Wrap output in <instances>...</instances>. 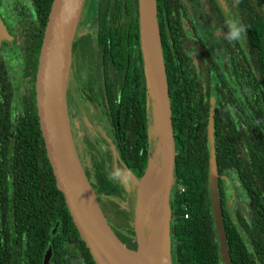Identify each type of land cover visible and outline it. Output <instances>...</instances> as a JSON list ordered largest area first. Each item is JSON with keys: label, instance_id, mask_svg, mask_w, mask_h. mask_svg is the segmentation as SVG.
Wrapping results in <instances>:
<instances>
[{"label": "trees", "instance_id": "16d2710c", "mask_svg": "<svg viewBox=\"0 0 264 264\" xmlns=\"http://www.w3.org/2000/svg\"><path fill=\"white\" fill-rule=\"evenodd\" d=\"M45 1L49 15L53 0ZM175 3L182 6L180 0ZM87 4L85 0L84 8ZM94 10L95 34L84 40L91 56L81 60L75 40L71 60L80 59L86 67L87 62H96L101 70L95 93L87 96L99 103L96 107L105 117L102 131L107 134L103 139L107 146L103 151L98 142L84 141L75 149L103 215L117 237L135 250L136 191L132 180L144 177L158 139L148 125L154 102L147 89L138 41L137 0H97ZM259 10L252 8L244 18V48L249 55H235L229 47L238 92L226 90L224 82L219 93V53L195 42L181 27L171 25V39L165 50L161 47L175 145L169 200L173 264H223L208 188L207 124L212 83L216 87L213 137L219 206L230 264H264V17ZM41 40L42 36L37 56ZM125 40L129 55L134 48L138 53L136 62L130 57L128 65L124 63ZM93 42L96 50L91 49ZM28 45L21 46L24 59ZM126 69V75H121ZM2 86L0 69V89ZM3 97L0 91V264H42L49 246L50 264H96L56 187L34 99H22L18 107L12 95ZM13 109L19 111L16 124ZM12 129L15 141L9 153ZM113 166L132 177L127 176V186L112 174ZM224 183L249 246L228 213Z\"/></svg>", "mask_w": 264, "mask_h": 264}, {"label": "water", "instance_id": "95a60500", "mask_svg": "<svg viewBox=\"0 0 264 264\" xmlns=\"http://www.w3.org/2000/svg\"><path fill=\"white\" fill-rule=\"evenodd\" d=\"M83 1L84 0H53L51 3L36 72V109L39 128L56 187L62 193L65 205L74 226L78 231V235L88 249L94 262L96 264H140L133 257V253H136L139 248L141 238L140 229L136 227V224L139 221L138 212L135 215L134 223L136 249L132 250L117 237L112 227L106 221L105 216L101 212L97 203L95 193L90 187L84 174L75 145L73 144L65 105L66 84L69 71H67V74H65V77H63L60 82L58 81L61 64L60 57L63 50L62 43L71 25L72 27L74 26L75 32ZM148 1L149 0H137L139 41L143 54L148 88L150 93L152 92L153 94L152 99L154 107L158 113L157 147L162 143V177L159 195V222L160 225L166 229L168 240L166 252L169 263L172 264L170 253L171 240L169 234L171 213L169 200L175 171L174 134L166 69L156 19L154 34L153 31L151 35L147 32ZM92 5L95 6V0ZM77 7L79 13L76 15V18L73 19ZM73 38L74 34L67 44V56L70 64L69 69L71 67V46ZM3 39H9V36L0 18V44ZM65 70L66 69H64V71ZM215 99V84L212 83L209 99V119L207 124V141L209 145L208 188L214 227L219 242L220 259L223 264H230V257L226 247V236L221 218L222 213L219 206V175L217 172L213 137ZM17 117L18 114L16 113L15 122H17ZM14 139L15 130L12 131L10 137V151L12 150ZM76 171H78L88 188L91 194L90 200H93L94 205L81 198L75 179ZM221 179L225 182L226 178L221 177ZM224 190L228 213L241 238L246 241L249 246L248 239L232 212L228 196V188L225 183ZM55 231V228L52 229L51 234ZM99 237H101L104 243H106V246L101 243ZM50 256L51 246L47 248L43 256L42 264H50Z\"/></svg>", "mask_w": 264, "mask_h": 264}, {"label": "flooded vegetation", "instance_id": "af4514ba", "mask_svg": "<svg viewBox=\"0 0 264 264\" xmlns=\"http://www.w3.org/2000/svg\"><path fill=\"white\" fill-rule=\"evenodd\" d=\"M174 1L177 2L178 0H153L155 19L162 41V48L165 50L168 45V40L171 39L169 31L170 26L175 25L181 27L195 42H198L209 51L219 53V93L224 89V82L227 83L226 90L238 92V79L236 73L231 71V65L229 64V47L234 49L235 55L244 54L248 56L249 53H246L244 48V39L240 42H229L225 39V35L228 31L226 22L228 20H238L244 25L245 14L251 13L252 8H259L261 15L264 17V0H180L182 6L176 3L173 4ZM45 11V0H0V18L9 36V39H3L0 44V69L1 79L3 80V86L1 87L3 91L1 89L0 91L5 96L3 98L12 95L18 107H21L22 99L31 100V98L34 99L36 107V72L42 40L38 56L36 55V46L41 36L43 39L48 21V15H46ZM92 13L95 15L96 11L93 9ZM84 14L85 11L82 12V15ZM93 14V26L90 33H81L75 35L73 38V41H78L75 48L76 54L80 58L83 57L81 60H84L87 54L91 56L90 49L86 48L84 40L88 35H91L93 38L95 34V17ZM43 23H45V26L42 29ZM126 40L124 46V63L128 65L130 57L133 62H136V54L138 53L134 48L132 49L133 52L131 51V55H129ZM23 43L31 44V46L28 45L25 47V52L28 54V56H25V59L23 58L24 55L21 49ZM91 47V49L96 50L94 42ZM35 56H37L36 64ZM191 56L194 55L191 54ZM81 60L77 58L74 59V61L71 60V69L76 74L81 86L80 91L91 104L95 118H97V125H99L102 130V127L106 125V120L105 117H102L99 113V108H97L99 103L90 100L87 96L92 91L95 93L98 85L94 86V84L97 83L99 77H101V70L98 69L96 62H87L89 66L86 67ZM34 68L35 71H33ZM126 72L127 69L120 74L126 75ZM147 89L149 90L148 84ZM10 91H12V93H10ZM149 95L151 96L150 90ZM3 108L6 107L3 106ZM16 113L18 114L19 111L13 109L12 115L14 124L17 123L15 122ZM70 117L72 118V114H70ZM13 130L14 129L11 130V133ZM11 133L8 142L9 153L12 151L9 150ZM79 144H82L81 141L76 140L74 145L77 146Z\"/></svg>", "mask_w": 264, "mask_h": 264}, {"label": "rangeland", "instance_id": "374dc122", "mask_svg": "<svg viewBox=\"0 0 264 264\" xmlns=\"http://www.w3.org/2000/svg\"><path fill=\"white\" fill-rule=\"evenodd\" d=\"M86 1L88 2L87 6L85 8L83 7L85 0L83 1V4L81 6V13H80L81 17L79 16L78 18L74 37L75 35H78L81 33H86V32L90 33V30L93 26V20H92L93 13L92 12L94 9V5H92V3L94 0H86ZM96 1L97 0H95V3ZM83 11H85L84 15H82ZM159 37H160V34H159ZM160 42L162 44L161 39H160ZM80 88L81 86L78 81V78L70 67L67 84H66L65 105H66L67 117L69 120V126H70V132L72 135L73 144H75L76 140L81 141V143L85 141V142H88L89 144L98 142L100 149L104 151V148L107 145L103 141V139L107 138V134L101 130V127L99 125H97V118H95V114L92 109V106L89 103V101L86 100L85 95L81 93ZM151 96H153L152 92H151ZM70 114H72V118L70 117ZM157 120H158L157 110L155 107L151 108L149 110V122H148L149 130L151 134L153 132L158 131ZM157 144H158V141H157ZM157 144H156V147H157ZM156 147H155L154 152L157 149ZM154 152L151 156V159L154 158V154H155ZM155 165L157 168H155L154 171L155 170L157 171L158 169L162 167V158L159 155L155 156ZM122 171L123 170L121 168L113 166L112 174L117 176L121 180V182L127 186V183H125V181L128 180L127 176L129 175L127 174L126 176V173ZM129 177L132 179L131 176ZM132 181L135 184L134 186H135V191H136V205H135V215H136V213L138 212L139 193L141 190L142 180L140 181L132 180ZM153 204L159 205V199L155 198L152 201V205ZM100 209H101V212L103 213V209L101 207ZM105 219L109 223V225L113 227L109 219L107 217H105ZM159 220H160V217H159ZM147 223L143 225L140 223V221H138L136 224V227L140 229V232H141L140 235L143 239H147L148 237H150V233L152 231L151 226L153 227V224L155 225L157 223V220L156 218H153L152 225L151 224L149 225V221H147ZM135 240H136V236H135ZM170 253H171V245H170ZM171 261H172V255H171ZM172 264H173V261H172Z\"/></svg>", "mask_w": 264, "mask_h": 264}, {"label": "bare ground", "instance_id": "6f19581e", "mask_svg": "<svg viewBox=\"0 0 264 264\" xmlns=\"http://www.w3.org/2000/svg\"><path fill=\"white\" fill-rule=\"evenodd\" d=\"M78 7L76 8L75 14L73 19L76 18L78 15ZM155 28V11H154V3L153 0L148 1L147 7V32L151 35L152 31L154 34ZM74 26L69 27L67 34L65 35V39L63 40L62 46L63 50L61 53V64H60V72L58 81L65 77L67 71H69V59L67 56V44L69 39L74 34ZM64 69H66L64 71ZM96 132V130H95ZM162 155V143L159 144L157 147L154 158L150 159L148 170L141 182V190L139 193V203H138V216L139 221L141 224H146L149 221V225H152V219L156 218L157 225L153 224L151 226V233L150 237L147 239L140 238V245L136 253H133V257L137 260L140 264H170L169 259L167 256V234L166 229L160 225L159 222V205H152V201L155 198L159 199L160 195V186H161V177H162V167L158 169L156 172L154 171L156 167L155 165V156ZM75 179L77 188L80 191V196L86 201H89L90 204L94 205L93 200L91 201V194L86 187L85 183L83 182L81 176L79 175L78 171L75 173ZM154 182H153V181ZM135 181V180H134ZM139 186V185H138ZM151 213V214H150ZM148 224V223H147ZM94 226V225H92ZM91 226V228H92ZM141 233V232H140ZM100 238L101 243L106 246V243Z\"/></svg>", "mask_w": 264, "mask_h": 264}, {"label": "clouds", "instance_id": "9594fccd", "mask_svg": "<svg viewBox=\"0 0 264 264\" xmlns=\"http://www.w3.org/2000/svg\"><path fill=\"white\" fill-rule=\"evenodd\" d=\"M228 29L225 39L229 42H240L247 35L246 27L241 24L238 20H228L226 22Z\"/></svg>", "mask_w": 264, "mask_h": 264}]
</instances>
